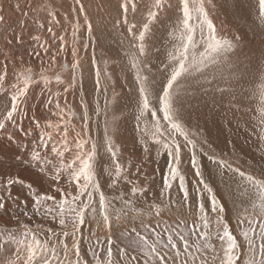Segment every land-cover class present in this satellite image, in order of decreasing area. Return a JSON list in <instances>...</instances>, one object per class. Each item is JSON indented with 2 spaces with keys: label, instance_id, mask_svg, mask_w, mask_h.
<instances>
[{
  "label": "rangeland",
  "instance_id": "1",
  "mask_svg": "<svg viewBox=\"0 0 264 264\" xmlns=\"http://www.w3.org/2000/svg\"><path fill=\"white\" fill-rule=\"evenodd\" d=\"M39 2L31 0L26 8L24 1L14 20L0 22V73H7L4 86L0 87V112L6 106L10 107L12 85L17 83L16 74L26 68H31L34 74L33 83L19 102L14 117L16 123L7 122L5 129L0 130V233L8 234L6 237L0 235V264H28L33 235L55 249V257L49 256L52 264H75L77 259L80 264H101L106 261L109 236L113 241V264H144L143 254L132 249H128L121 259L119 249L126 247L132 228L143 235H150L155 229L165 237V229L171 231L175 228L189 237L194 249L202 242L183 224L177 225L181 220L191 224L198 201H202L206 208L210 207L208 193L199 183L201 179L225 205L226 223L240 245L237 264H245L250 254L248 243L241 235L247 225L237 223V213L243 215L246 205L236 183L239 177L218 167L210 157L226 160L234 168L240 167L257 178H264V140L260 139L264 131L259 122L260 106L264 103L260 95L264 85V18L259 16L258 0H212L214 7L208 6L210 16L214 24L222 28V32L217 30V33L232 40L234 47L216 57L215 63L209 62L199 72L182 77L174 87L175 112L189 138L196 142L193 148L183 136L173 134L175 142L181 145L180 169L189 192L187 201L183 200L178 181L170 180V189L164 187L171 158L168 150L151 138L155 121L148 114L139 121L136 119L139 115V84L135 79L136 69L131 68L130 61L137 54L132 47L137 41L134 34L127 31L135 24L133 32L138 35L148 21L149 10L158 12V18L151 23L145 36L146 55L140 57L141 61L149 62L148 68L143 64L141 68L144 69L142 74L149 77V90L153 93L155 106V93L166 83L168 53L174 50L173 44L176 43L171 34L176 29L178 0H165V7L159 10L154 7V0H135L136 11L129 7L127 13L120 7L124 0H81L83 11L75 0ZM125 18L128 23H124ZM87 24L91 25V32L87 30ZM76 25L78 29L74 28ZM59 37H64L63 42ZM202 50L197 48L195 51ZM74 60H79L81 65L75 72L71 67ZM42 69L46 70L43 74L47 76V82L41 79ZM97 69L100 71L99 84L96 83ZM57 75L61 77L60 82L55 79ZM43 86L51 92L42 89ZM85 105L87 121L83 119ZM161 116L162 113L158 112L157 118ZM48 121L58 127L49 128ZM85 122L88 124L86 129ZM161 124L167 125V122L161 120ZM64 129L68 132L70 148L74 149L77 132L90 144L96 143L97 180L101 191L116 209L128 213L122 214L118 221L113 213L111 226L105 227L99 215L96 220L92 219L90 208L85 224L75 237L70 221L67 227H63L55 213L46 211L47 207L54 206V202L48 201L43 206L34 203L35 194L54 195L58 201L60 194L55 191L58 187L65 192H76L67 173L62 174L59 181L53 179L59 160L50 149L53 144L60 147ZM47 132H51L54 139L44 148L40 145ZM165 138H168L167 132ZM109 142L119 150L117 158L126 168V173L115 186H110L114 166L106 150ZM33 149L40 151L42 156L46 155L51 163L31 161ZM73 154L65 153V160H70ZM193 154L202 173L200 177L195 175L191 165ZM10 177H18L23 183L9 185L6 181ZM29 184L31 189L27 187ZM133 186L144 191L133 197ZM121 198L132 200V205L125 207ZM98 199L94 192L91 207L98 206ZM157 208L161 212L159 216L156 215ZM208 218L214 222L216 214L210 212ZM215 230L213 227V233ZM64 231L69 233L67 237L62 234ZM74 239L79 241V257L73 254ZM254 239L258 245V235ZM65 243L67 252L63 247ZM213 243L216 244L214 239ZM216 248L219 251L218 244ZM165 251L169 252L167 264H173L174 253ZM44 255L48 253L37 252L32 264H42ZM194 255L197 257L195 264H203L201 255L208 264H213L211 250L205 252L202 248ZM184 259L192 264L191 257L183 254L176 264H181Z\"/></svg>",
  "mask_w": 264,
  "mask_h": 264
},
{
  "label": "snow or ice",
  "instance_id": "2",
  "mask_svg": "<svg viewBox=\"0 0 264 264\" xmlns=\"http://www.w3.org/2000/svg\"><path fill=\"white\" fill-rule=\"evenodd\" d=\"M80 5V11H83V5L81 0H75ZM212 4V0H178L176 5V11L178 13L176 17V29L171 35L176 43L173 44V51L168 53L169 64L165 67L168 69L166 73V83L162 85L159 92L155 93L156 104L153 105L152 95L149 90V77L143 75V68H148L149 62L141 61L140 57L146 55L145 36L150 31V25L158 18L157 11L148 12V21L142 25V30L138 35L133 32L136 25L133 24L127 29L129 33H133L137 43L132 45L137 50V54L131 57L130 66L132 69H136L135 79L139 84L138 88V108L139 115L136 119L139 121L146 114L150 115L155 123L152 125L153 131L151 132V138L155 143L161 144L162 147L168 150V155L171 158L169 163V174L164 179V187L170 189L172 187L171 181H178L181 192L183 193V200L189 199V192L184 184V175L181 173V145L175 142V134L183 136L188 144L195 148V141L189 138L188 131L185 130L184 125L180 122V118L174 109V97L173 90L178 84L179 80L184 77L191 76L194 72H199L202 67L206 66L209 62L215 63L216 57L221 53H226L228 50L234 47L233 41L218 35L216 25L210 16L208 6ZM124 13L129 11V7L133 12L136 11L135 0H124L120 5ZM154 7L159 10L165 7V0H154ZM171 7V5H168ZM259 16L264 18V0H258ZM49 15H52L51 13ZM2 20V18H0ZM87 23V22H86ZM124 23H128L125 18ZM78 25L74 26L78 29ZM87 30L91 32V25L87 24ZM48 31L51 33L52 29ZM75 35V31L73 32ZM63 42L64 37H59ZM238 39V38H237ZM87 47V45H85ZM197 48H202V51L196 52ZM215 54V55H214ZM75 56L76 53L73 52ZM93 63L95 61L93 60ZM80 61L74 60L71 67L73 72L80 68ZM65 69L67 66H63ZM46 70H41V79L47 82V76L43 73ZM150 71V69H149ZM7 73H0V87L5 84ZM100 71H96V83L99 84ZM55 79L60 82L61 77L57 75ZM75 78L73 77V80ZM17 83L12 85L14 89L10 97V107H5L3 112H0V130H4L7 122L16 123L15 114L18 111L19 102L24 97L29 87L34 81V74L31 68H26L16 74ZM67 91V89H65ZM260 95L264 98V85L261 86ZM56 107L59 109L60 104L57 103ZM62 111V110H61ZM158 112L162 113V116L157 118ZM97 114L98 111H97ZM64 118L61 116V120ZM83 119L87 121V105H85V112ZM161 120L166 121L167 125H162ZM259 122L262 131H264V103L260 106ZM39 124V122H36ZM48 127L55 129L58 125L48 121ZM88 127L87 122L84 124V128ZM64 131L63 138L59 141L60 147L55 144L51 146V153L59 160L58 165L55 168L53 179L59 181L62 174L67 173L69 177V183H74L76 192H65L63 188H56L55 191L60 194V199L57 201L56 196L50 194H35L34 203L38 206H43L48 201L54 202L53 207H47L46 211L49 213H55L58 217V222L61 226L67 227L68 222H71L73 232L72 236L75 237L81 230V227L86 222V214H88L91 208L92 219L96 220L97 215L102 218V222L105 227H110L112 223V214H115L116 220L120 219V216L127 215L123 209H116L112 202L109 201L104 192L101 191V185L97 180V145L95 142L89 143L87 138L81 136L80 132L76 133V138L73 140L74 149L69 147L67 139L68 132ZM165 132L168 133V138H165ZM46 139L42 140L41 147L47 148L48 141L54 139L51 132L45 134ZM9 139L11 137L9 136ZM171 139V143H169ZM261 140H264V135L260 136ZM87 148V150H86ZM107 152L110 153L113 164L112 183L110 186H115L117 181L126 173V168L122 165L117 158L118 149H116L111 142L107 145ZM147 151V149H145ZM65 153H74L70 160H65ZM220 168L226 169L228 172L234 173L239 177L236 183L239 186L242 197L246 201V205L243 208V215L237 213V223L239 225H247V229L241 232V235L248 243L249 258L245 261V264H264V178H257L255 175L242 170L240 167H233L228 161L223 159H215L210 157ZM31 161L51 163L48 157L42 156L41 152L33 149L31 152ZM192 168L195 170V175L200 177L202 173L197 164L195 155L193 154L191 159ZM170 178V179H169ZM7 184L23 183L18 177L8 178ZM203 185V189L208 193L207 200L210 207L206 208L202 201H198L193 211V219L191 224L186 220L178 222V227L183 224L188 232L192 236H196L202 243L196 244L193 249V245L189 243V237L183 232L177 231L175 228L171 231L165 229L166 237L161 233L152 229L150 235H143L132 228L128 233L127 245L125 248L119 249L121 259L127 254L128 249L138 251L145 257L144 264H167L169 252L171 250L174 255L172 256L173 264H176V260L183 254L185 257H191L192 264H195L197 257L194 252L199 253L201 249L205 252L211 250L213 255V264H237L240 257L237 254V249L240 245L237 242V236L233 234L228 223H226L225 212L227 211L225 205L221 203L213 189L204 182L203 179L199 181ZM29 189L32 185H27ZM143 188H137L133 186L131 188V195L135 197L138 192H143ZM199 193V189L196 190ZM98 194V206L91 207L93 200V193ZM82 197H87L86 200ZM122 203L125 207L132 205V200H124ZM155 207V206H153ZM134 210V209H133ZM215 213V221L209 220V213ZM156 215H161L160 210L157 208ZM213 227L216 229L213 233ZM257 228L259 233L257 234ZM51 231V230H49ZM132 233H135L133 236ZM65 237L69 235L67 231L62 233ZM0 235L7 236V233H0ZM14 235V234H13ZM259 237L260 243H255V237ZM213 239L216 244L219 245V251H217L216 244L213 243ZM100 242L99 239L97 241ZM113 241L109 236L107 238V252L106 261H102L101 264H113L112 253ZM65 252H67L68 245H63ZM73 254L76 257L80 256L79 241L73 240L72 244ZM37 252L48 253L42 257V264H52V260L49 256L55 257V249L51 248L48 243L41 242L34 235L32 236V244L30 245V255L28 258V264H32V261L36 258ZM93 255L99 256L96 253ZM133 260L136 257H132ZM200 260L203 264H208L207 259L203 255L200 256ZM75 264H80L79 259L75 261ZM181 264H189L188 259H184Z\"/></svg>",
  "mask_w": 264,
  "mask_h": 264
},
{
  "label": "bare ground",
  "instance_id": "3",
  "mask_svg": "<svg viewBox=\"0 0 264 264\" xmlns=\"http://www.w3.org/2000/svg\"><path fill=\"white\" fill-rule=\"evenodd\" d=\"M24 1H26V4H24L25 6H26V8L27 7H29V5H30V1L31 0H0V18H2V20H0V22H2V23H7V20L9 19V21H12V20H14V17L16 18V16H17V11L19 10V8L20 7H23L24 5H23V2ZM37 1V3H38V0H36ZM43 2V0H40V2L39 3H42ZM28 5V6H27ZM42 6V5H41ZM140 6V5H139ZM22 9V8H21ZM23 10V9H22ZM235 14V13H234ZM30 15V14H29ZM20 16V15H19ZM34 16V15H33ZM242 16V15H241ZM37 17V16H36ZM244 18V17H243ZM215 21V20H214ZM220 21V20H219ZM216 22V21H215ZM264 22V21H263ZM226 24V23H225ZM216 26H217V30L219 31V32H222V28H220V25L219 24H216ZM226 27V26H225ZM249 28V27H248ZM33 29V28H32ZM258 29V28H257ZM225 30V29H224ZM246 30V29H245ZM253 30H255V29H253ZM33 31V30H32ZM259 31V30H258ZM22 34H23V32H22ZM222 34V33H221ZM26 35V34H25ZM32 35V34H31ZM4 39H5V37H3ZM20 39V38H19ZM7 41V40H6ZM9 41V40H8ZM0 45H2V43H0ZM256 47V46H255ZM229 51V50H228ZM232 51V50H231ZM6 52V51H5ZM236 53V52H235ZM222 54V53H221ZM224 54V53H223ZM215 55V54H214ZM223 56V55H222ZM239 56V55H238ZM218 57V56H217ZM224 57V56H223ZM232 57V56H231ZM219 58V57H218ZM222 59V58H221ZM3 60H5V59H3ZM219 60V59H218ZM224 60V59H223ZM226 60V59H225ZM249 60V59H248ZM247 60V61H248ZM229 61V60H228ZM227 61V62H228ZM222 62V61H221ZM248 62H250V61H248ZM247 62V63H248ZM224 64H225V61L223 62ZM230 64V63H229ZM66 65V64H65ZM64 65V66H65ZM213 65H215V64H213ZM219 65H220V63H219ZM218 65V66H219ZM223 64H221V66H222ZM242 65V64H241ZM261 65V64H260ZM67 66V65H66ZM220 66V67H221ZM209 67H210V65H209ZM214 67V66H213ZM262 67V66H261ZM63 68V67H62ZM238 68V67H237ZM250 68V67H249ZM65 69V68H64ZM233 69V68H232ZM240 69V68H239ZM230 71V70H229ZM63 72V71H62ZM227 72V71H226ZM239 72V71H238ZM209 73V72H208ZM251 73V72H250ZM255 74V73H254ZM47 89L48 91H50L47 87H45V86H43V88L42 89ZM33 89V88H32ZM247 89V88H246ZM34 91V90H33ZM224 91V90H223ZM228 91V90H227ZM51 92V91H50ZM114 95V94H113ZM45 96V95H44ZM43 96V97H44ZM47 97V96H46ZM112 97V96H111ZM113 99V98H112ZM47 100H48V98H47ZM44 102H45V100H44ZM47 103V105L49 104L48 102H46ZM30 106V105H29ZM21 107H22V105H21ZM28 110H29V108H28ZM27 110V111H28ZM22 112V111H21ZM24 112V111H23ZM34 112H36V110H34ZM32 116H34V117H37V116H35L33 113H32Z\"/></svg>",
  "mask_w": 264,
  "mask_h": 264
}]
</instances>
